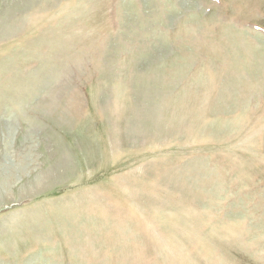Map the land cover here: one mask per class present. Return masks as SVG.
<instances>
[{
	"label": "rangeland",
	"instance_id": "obj_1",
	"mask_svg": "<svg viewBox=\"0 0 264 264\" xmlns=\"http://www.w3.org/2000/svg\"><path fill=\"white\" fill-rule=\"evenodd\" d=\"M0 264H264V0H0Z\"/></svg>",
	"mask_w": 264,
	"mask_h": 264
}]
</instances>
